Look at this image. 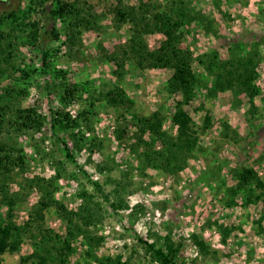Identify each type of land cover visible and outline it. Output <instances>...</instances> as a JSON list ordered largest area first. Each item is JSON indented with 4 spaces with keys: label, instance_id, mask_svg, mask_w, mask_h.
Masks as SVG:
<instances>
[{
    "label": "rangeland",
    "instance_id": "obj_1",
    "mask_svg": "<svg viewBox=\"0 0 264 264\" xmlns=\"http://www.w3.org/2000/svg\"><path fill=\"white\" fill-rule=\"evenodd\" d=\"M40 1L0 2V33L4 42L13 46L7 50L12 56L4 67L6 72H0V106L19 104L33 108L45 118L38 133L12 135L25 164L23 171H14L8 185V194H18L20 198L14 209L15 223L23 225L39 199L36 188L30 190L29 181L55 177V199L68 210L74 211L80 205L82 192L104 204L106 215L97 225L104 241L94 258L122 256L124 261L132 258L133 263L149 264L139 239L161 246L162 238L169 235L174 242L184 244L179 264H264V211L260 204L240 192L234 196L232 206L226 205L229 190L237 185L235 170L252 169L264 183V0H188L203 23L192 21L180 29L182 47L191 53V68L199 80L194 99L184 110L198 130L206 115L212 119V127L200 134L202 150L195 153L177 177L141 169L130 153L133 141L118 140L115 133L124 124L133 133L137 129L135 116L161 112L165 117L164 130L175 135L170 119L182 98L164 90L173 69L140 70L126 62L123 72L116 75L109 57L119 53L130 36L129 24H120L114 14L118 0H61L86 4L97 16L96 27L82 29L73 46L68 44V33L59 18L47 27H52L57 39L45 36L42 12L51 9L55 0L44 5ZM143 1L122 0L129 7H138ZM172 1L158 0L161 12ZM12 10L23 19V25L20 21L11 24L2 20L1 14ZM35 25L38 32L36 41H32ZM162 40L160 34L145 37L150 50ZM255 44L259 63L253 99L245 95L234 97L227 90L210 97L208 89L213 84L214 71L206 67L211 54L217 53L222 61L228 58L230 47L239 46V55H243ZM44 52L48 54L47 67L42 66ZM65 83L78 88L77 101L67 108L60 101V84ZM114 87H120L133 103L130 111L107 104L104 95ZM12 90L20 93L19 100L7 97L6 91ZM56 111L76 119L78 128L52 131L51 118ZM82 112L83 119L78 117ZM223 124L231 127L227 139L220 137ZM93 139L98 146L90 152ZM64 145L72 158L67 157ZM127 173V185L132 184L130 190L135 191L125 198L127 210L115 213L104 203L95 184L109 195L114 190L113 182ZM1 198L0 194V214L5 218L6 207L1 205ZM44 225L59 234L65 230V222L53 209L46 211ZM222 229L231 230L225 240ZM193 235L209 246L210 255L200 256L191 241ZM74 248L69 264H95L85 257L80 239L75 240ZM31 252L30 243L24 240L17 253L3 256V264H20L21 258Z\"/></svg>",
    "mask_w": 264,
    "mask_h": 264
},
{
    "label": "trees",
    "instance_id": "obj_2",
    "mask_svg": "<svg viewBox=\"0 0 264 264\" xmlns=\"http://www.w3.org/2000/svg\"><path fill=\"white\" fill-rule=\"evenodd\" d=\"M49 1L41 0L39 4L44 5ZM0 2L6 3V0H0ZM81 4L80 2L55 0V5H52L51 9L48 11L45 9V12L42 10V22H44L42 29L45 36L57 39L52 27L47 28L55 18L61 20L68 33L70 41L68 44L72 46L76 44L77 39L79 40L82 29H94L97 25V16L94 15L92 8L86 4L81 6ZM165 9L166 11L161 12L162 8L158 0H144L138 7H129L124 5L122 0H118V6L113 10L114 14L120 24H129L130 36L126 46L121 48L119 53L110 56L109 60L115 65L116 75L123 72L126 62H131L140 70L156 67L173 69L172 76L167 80L164 90L172 95L180 94L182 98L176 103L170 119L171 126L176 131L175 135L164 130L165 117L161 112H153L147 117L135 116L137 129L133 133H129V125L126 124L122 125L123 127H117L115 133L118 140L133 141L130 153L136 158L141 169H152L177 177L187 166L189 160L195 157V153L202 150L200 134L212 127V119L206 115L202 128L198 130L190 115L184 110L185 106L192 103L199 80L191 68L193 60L191 53L182 47L180 29L185 23L189 24L192 21L203 23V20L190 7L188 0H173ZM14 13L12 10L9 14H1L3 15L2 20L11 24L20 21L23 25V19ZM34 27L36 29H34L32 41H36L35 33L38 32L37 26ZM152 34L162 35L163 40L156 49L150 50L145 43V37ZM4 40V36L0 33L1 73L6 72L4 67L9 64V57L12 56L7 50L13 47ZM239 49V46L230 47L228 58L222 61L218 60L217 53L211 54L206 67L207 70L214 71L213 84L208 89L210 97L226 90L230 91L234 97L245 95L250 100L256 95L254 81L257 78L256 69L259 63L258 48L256 44L252 45L243 55H239ZM47 60L48 54L44 52L43 67L48 66ZM60 86L63 88L60 101L67 108L77 101L78 88L66 83ZM6 92L11 100L21 98L20 93H16L15 90ZM12 94L17 95L14 97ZM104 98L112 108L130 111L133 107V103L120 87L110 89ZM3 107L0 106V194L3 197L1 205L6 207V216L2 218L0 214V264H3L5 254L17 253L24 240L30 243L32 252L23 256L20 264H69L75 252L74 242L78 239L84 245L85 257L88 260L93 259L95 264H136L132 262V258L124 261L122 256L94 258V252L104 241L97 230V225L104 220L106 215L104 204L94 196L82 192L80 193V205L74 211L68 210L55 199V177L49 180L35 177L29 181L30 190L36 188L40 196L30 209L28 220L21 226L15 223L14 209L20 203V198L18 194H8V185L12 182L14 171L19 169L23 171L25 164L12 135L38 133L44 126L45 118L33 108H22L19 104L12 106L7 104ZM84 116L83 112L78 115L82 119ZM76 127L78 128V121L71 119L69 114L56 111L51 118V129L54 132L58 128L62 131L64 128ZM230 132L231 127L223 124L220 137L227 139ZM91 143L90 152L98 146L94 139ZM158 146L160 147L157 148ZM64 148L67 157L72 158L71 151L66 145ZM102 172L103 169L99 168V173ZM234 177L237 185L229 190L226 205L232 206L234 196L241 192L248 200L260 204L264 211V183L254 170L248 168L235 170ZM128 181L129 173L120 180H115L114 190L109 195L101 192L98 184H95L104 203L115 213L127 210L128 205L125 198L135 191L130 190L133 189V185L128 186ZM126 188H129L127 192H125ZM110 195L113 196L112 200ZM51 209L65 222L63 234L46 228L44 225L45 213ZM230 232L231 230L222 229L223 240ZM162 241V245L158 246L157 242L149 243L139 239L138 242L142 244L141 247L149 258V264H179L183 242H174L169 235L163 237ZM191 241L200 256L205 258L211 254L209 246L201 238L193 235Z\"/></svg>",
    "mask_w": 264,
    "mask_h": 264
}]
</instances>
